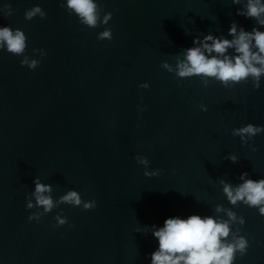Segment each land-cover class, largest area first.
Returning a JSON list of instances; mask_svg holds the SVG:
<instances>
[{
  "label": "water",
  "instance_id": "1",
  "mask_svg": "<svg viewBox=\"0 0 264 264\" xmlns=\"http://www.w3.org/2000/svg\"><path fill=\"white\" fill-rule=\"evenodd\" d=\"M61 3L0 0V25L22 29L27 54L40 60L30 70L0 51V264H149L156 242L137 227L174 215L228 219V209L245 218L241 234L250 241L236 264H264V216L230 205L220 183L235 186L244 171L264 177V133L248 145L232 135L264 125V78L258 90L251 80L204 87L161 67L183 59L195 36L227 33L233 20L251 30L253 21L237 16L231 0H96L101 17L113 13L112 40H98L105 26L81 25ZM5 5L13 10L7 18ZM35 5L46 16L26 20ZM137 154L159 175L145 176ZM35 176L53 185L54 198L75 189L97 207L61 205L69 223L58 228L60 209L29 221Z\"/></svg>",
  "mask_w": 264,
  "mask_h": 264
},
{
  "label": "clouds",
  "instance_id": "2",
  "mask_svg": "<svg viewBox=\"0 0 264 264\" xmlns=\"http://www.w3.org/2000/svg\"><path fill=\"white\" fill-rule=\"evenodd\" d=\"M236 7V15L251 19L253 26L246 30L243 25L235 20L230 23L227 33L214 34L209 31L202 36H195L192 46L183 49V59L176 62L175 66L164 61L161 67L177 78L198 77L207 87L209 80L220 83L224 88H234L242 82L251 80L252 88L258 90L264 78V0H231ZM69 15H75L78 22L88 28H97L104 25L102 31L97 33L98 40H112L113 33L109 27L112 12L103 17L98 13L96 0H62L60 5ZM5 18L12 15L10 5ZM39 16L44 18L45 11L41 6L35 5L26 9L24 17L31 20ZM27 36L20 28L10 25H0V51H6L15 56L22 57L21 66L35 70L40 60L27 54ZM41 57L47 53L43 49H33ZM139 87L147 89L148 82H143ZM139 107V106H138ZM201 111H207V106L200 104ZM143 111V108L139 109ZM139 127V125H137ZM264 133V125L247 123L232 129V135L240 138L242 145L258 134ZM252 151H257L255 145H249ZM135 160L144 166V175L151 177L159 175V170H149V160L142 154H137ZM227 159L236 163L239 157L229 153ZM239 184L233 186L221 180L223 193L230 205L238 203L249 208H255L260 216H264V177L252 178L249 172L240 173ZM33 189L26 196V209L31 211L29 221L40 222L41 218L54 209H60L53 217L54 228L68 224V217L63 214L61 205L81 207L82 210H91L97 207L96 200H84L80 192L69 189L58 198L53 196V185L42 181L40 176H35L32 181ZM216 211H225L221 206ZM228 219L213 215L190 214L187 216H169L162 225L152 224L137 227L136 232L147 235L151 233L156 242L155 248L148 253L146 259L149 264H236L237 257L246 255L250 241L246 234H241V228L246 223L245 218L237 216L231 209L226 210ZM238 222L241 226L236 231L232 223ZM74 227V225H69Z\"/></svg>",
  "mask_w": 264,
  "mask_h": 264
}]
</instances>
